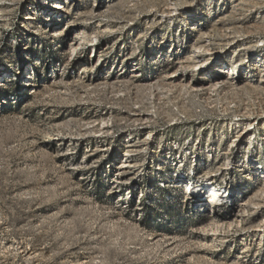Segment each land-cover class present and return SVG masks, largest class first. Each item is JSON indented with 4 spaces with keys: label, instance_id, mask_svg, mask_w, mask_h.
Wrapping results in <instances>:
<instances>
[{
    "label": "rangeland",
    "instance_id": "rangeland-1",
    "mask_svg": "<svg viewBox=\"0 0 264 264\" xmlns=\"http://www.w3.org/2000/svg\"><path fill=\"white\" fill-rule=\"evenodd\" d=\"M263 114L264 0H0V264H264Z\"/></svg>",
    "mask_w": 264,
    "mask_h": 264
},
{
    "label": "bare ground",
    "instance_id": "bare-ground-1",
    "mask_svg": "<svg viewBox=\"0 0 264 264\" xmlns=\"http://www.w3.org/2000/svg\"><path fill=\"white\" fill-rule=\"evenodd\" d=\"M61 3V2H60ZM55 7H58V8H63V6L62 5H55ZM96 39H98V35H95L94 36V39H92L91 41L93 42V41H95ZM77 43H75V44H73L72 45V51L73 52H76V50L78 49V47H79V45H76ZM94 47V46H93ZM197 58L199 59L198 60V63H197V65H200V64H202L203 63V60H200V56H197ZM85 69H88V68H85ZM181 75V74H180ZM176 78H180L178 75H175V79ZM181 79V78H180ZM229 79V78H228ZM181 82H183V79H181ZM192 83V82H191ZM181 85L183 86V87H185L187 84H185V83H181ZM200 85V84H199ZM199 85H197V84H192V88L193 89H198V88H200V87H198ZM209 85L212 87V89L213 90H217L220 86V81L219 80H212L210 83H209ZM211 89V88H210ZM263 116H264V114H263ZM247 120V119H246ZM243 123V122H242ZM129 151H135L133 148L131 149H129ZM125 167H128V164H125ZM208 181V180H207ZM208 189L210 190V194H212V193H216V194H218V196H211L210 197V199L208 200V205H210V210H211V215H213L212 213H214L215 211H216V209H215V204L214 203H216V205L217 206H219V205H222V202L223 203H225V201H223L224 200V198H231V197H229L225 192H223V191H221L220 189H218L217 188V190L218 191H216L215 190V188H213L212 186H208ZM223 190V189H222ZM243 204V203H242ZM214 215H216V214H214ZM213 215V216H214ZM217 216V218H219V215H216ZM215 218V217H214ZM213 218V219H214ZM258 233H256V235H257Z\"/></svg>",
    "mask_w": 264,
    "mask_h": 264
},
{
    "label": "built area",
    "instance_id": "built-area-1",
    "mask_svg": "<svg viewBox=\"0 0 264 264\" xmlns=\"http://www.w3.org/2000/svg\"><path fill=\"white\" fill-rule=\"evenodd\" d=\"M212 187H213V186H212ZM213 188H215V190L218 191V190H217V187H213ZM210 196H218V194H216V193H212V194H210ZM212 214L214 215V213H212Z\"/></svg>",
    "mask_w": 264,
    "mask_h": 264
}]
</instances>
